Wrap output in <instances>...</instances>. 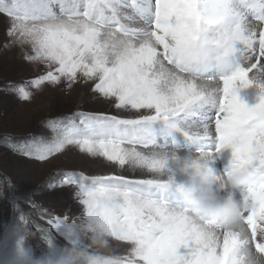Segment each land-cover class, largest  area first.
I'll return each instance as SVG.
<instances>
[{"label":"snow or ice","instance_id":"obj_1","mask_svg":"<svg viewBox=\"0 0 264 264\" xmlns=\"http://www.w3.org/2000/svg\"><path fill=\"white\" fill-rule=\"evenodd\" d=\"M226 23L199 33L198 0H0L8 35L25 47V61L40 75L14 87L28 101L44 84L92 82V91L118 110L147 109L135 119L75 113L50 121V140L31 139L11 150L46 160L75 146L115 165L146 169L155 178L67 172L83 218L50 215L47 223L66 242L87 247L89 231L124 242L123 252L92 264H260L264 256V0H226ZM220 46L211 53L200 43ZM201 80L218 81L206 89ZM252 87L251 106L240 91ZM78 119V122H77ZM214 127V131H213ZM180 134L190 151L245 167L253 177L244 230H206L174 198L172 160ZM147 151H138L137 146ZM25 233L27 220L21 217ZM46 245L54 236L38 229Z\"/></svg>","mask_w":264,"mask_h":264},{"label":"rangeland","instance_id":"obj_2","mask_svg":"<svg viewBox=\"0 0 264 264\" xmlns=\"http://www.w3.org/2000/svg\"><path fill=\"white\" fill-rule=\"evenodd\" d=\"M10 23L6 15L0 16V175L5 177L0 201L9 205L3 220L11 218L0 228V264H31L42 255L59 251L66 243L47 223L50 215H67L69 222L83 218V206L73 195L75 186L63 185L64 174L121 175L123 167L103 157L90 156L75 146H67L43 161L13 151L10 146L31 139L50 140L55 133L49 122L73 117L78 112L135 119L141 115V109L118 110L111 99L92 91V82H78L71 88L64 82L44 84L40 89H29L33 92L30 100L19 99L14 87L40 75L43 65L25 61L27 49L15 44L7 34ZM16 138L23 141L15 142ZM22 216L34 219V223L27 221L29 234L25 233ZM40 228L54 236L51 248L42 238ZM111 240L113 249L121 254L124 242Z\"/></svg>","mask_w":264,"mask_h":264},{"label":"clouds","instance_id":"obj_3","mask_svg":"<svg viewBox=\"0 0 264 264\" xmlns=\"http://www.w3.org/2000/svg\"><path fill=\"white\" fill-rule=\"evenodd\" d=\"M226 8V0H198V32L209 37L217 34L226 23ZM193 43H200L213 54L220 48L212 40ZM200 83L210 90L219 87L218 81L201 80ZM172 164L171 180L183 213L206 230H244V217L248 215L251 206V199L245 200V196L253 182L247 168L228 164L218 171L214 170L208 163L206 153L176 154ZM176 173L183 175L185 180L177 183L174 179ZM87 241V247L66 242L59 251L42 255L32 260L31 264H92L97 256L112 254L111 237L100 231H89ZM252 255L256 256L260 264H264V256H257L255 252Z\"/></svg>","mask_w":264,"mask_h":264},{"label":"bare ground","instance_id":"obj_4","mask_svg":"<svg viewBox=\"0 0 264 264\" xmlns=\"http://www.w3.org/2000/svg\"><path fill=\"white\" fill-rule=\"evenodd\" d=\"M240 98L243 100V102H245L248 105H252L256 102V91L254 88L249 87L247 89H242L239 93ZM141 114H153L150 110L147 109H141ZM213 131H214V127H213ZM174 138L176 140L177 145L180 146V151L178 152V155L183 156L186 154L185 149H188L190 151V146L187 145V142L185 141V139L178 133L173 134ZM138 151H147V149H144L143 147H138L137 148ZM193 152L195 153V149H193ZM224 166V163L221 161H218L215 165H214V170H220L222 169ZM123 176H126L129 179H134V180H138V179H151V178H155V174L154 173H150L148 170L146 169H141V168H135L129 165H125L122 169V173H120ZM116 175V173H115ZM174 179L177 183H181L185 180V177L183 175H180L178 173H176L174 175ZM174 198L179 201V197L174 194Z\"/></svg>","mask_w":264,"mask_h":264},{"label":"trees","instance_id":"obj_5","mask_svg":"<svg viewBox=\"0 0 264 264\" xmlns=\"http://www.w3.org/2000/svg\"><path fill=\"white\" fill-rule=\"evenodd\" d=\"M23 141L22 139H19V138H16L15 139V142H19V141ZM14 142V141H13ZM4 179L5 177L2 176V174L0 175V187L3 188L5 186V182H4ZM8 207L9 205L6 204V203H3L2 201H0V228H1V225L3 222H6V221H10L11 218L8 217L7 220H3V219H6V216L8 214ZM34 218H36L34 216ZM27 219V218H26ZM30 221L31 223H34V219H27V221ZM33 227V226H32Z\"/></svg>","mask_w":264,"mask_h":264}]
</instances>
